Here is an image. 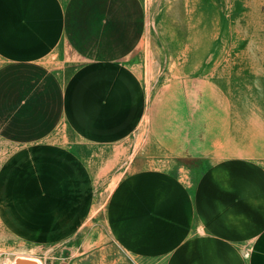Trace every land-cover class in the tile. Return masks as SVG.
Here are the masks:
<instances>
[{"label": "crops", "instance_id": "0c3cea01", "mask_svg": "<svg viewBox=\"0 0 264 264\" xmlns=\"http://www.w3.org/2000/svg\"><path fill=\"white\" fill-rule=\"evenodd\" d=\"M144 18L142 0H0V137L39 146L43 165L59 166L56 183L71 176L77 136L104 143L134 130ZM46 181L21 186L13 210L51 208L40 191L56 183ZM107 221L136 256L264 264V165L228 157L192 185L170 171L133 170L114 188Z\"/></svg>", "mask_w": 264, "mask_h": 264}, {"label": "rangeland", "instance_id": "374dc122", "mask_svg": "<svg viewBox=\"0 0 264 264\" xmlns=\"http://www.w3.org/2000/svg\"><path fill=\"white\" fill-rule=\"evenodd\" d=\"M140 118L104 143L76 138L71 176L43 151L0 137V264H166L112 237L107 207L133 170L161 169L195 184L228 157L264 165V0H142ZM212 31V35L209 33ZM56 183L51 208L13 210L21 186ZM64 178V177H63ZM43 209V208H42Z\"/></svg>", "mask_w": 264, "mask_h": 264}]
</instances>
